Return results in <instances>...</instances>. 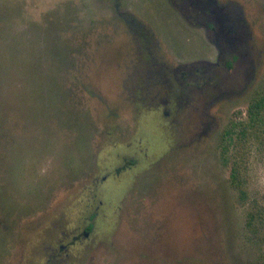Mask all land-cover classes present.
I'll list each match as a JSON object with an SVG mask.
<instances>
[{"label":"rangeland","instance_id":"1","mask_svg":"<svg viewBox=\"0 0 264 264\" xmlns=\"http://www.w3.org/2000/svg\"><path fill=\"white\" fill-rule=\"evenodd\" d=\"M205 2L0 0V264H264V141L222 148L264 0H216L226 51Z\"/></svg>","mask_w":264,"mask_h":264},{"label":"trees","instance_id":"2","mask_svg":"<svg viewBox=\"0 0 264 264\" xmlns=\"http://www.w3.org/2000/svg\"><path fill=\"white\" fill-rule=\"evenodd\" d=\"M231 67L232 62H228ZM223 152L226 160L228 159L229 150L232 144L242 141H250V139L264 141V93L254 97L247 109V114L244 119H238L224 132ZM238 177V169L234 168L231 178L235 182ZM243 194V192H242ZM249 222L251 230L257 233L255 227L264 225V206L258 202L251 201L249 211ZM255 226V227H254Z\"/></svg>","mask_w":264,"mask_h":264},{"label":"flooded vegetation","instance_id":"3","mask_svg":"<svg viewBox=\"0 0 264 264\" xmlns=\"http://www.w3.org/2000/svg\"><path fill=\"white\" fill-rule=\"evenodd\" d=\"M174 4H176V3H174ZM207 5H209V6H207ZM212 5L214 6V9L213 8L212 9L210 8V6L212 7ZM205 6H206V8L208 7L207 9H209V12H210V15H211L210 18H209L210 21L208 23L206 22L205 25L207 24V26H208L209 29L215 30V26L212 25V24H214V23L221 24V26H219V31L216 32V34L218 35L217 37H218L219 41H221V44L222 45H223V43L226 44L225 46L224 45L221 46L220 50L221 51H226L229 48V46H228V39L227 40H225V39H226V36L229 35L230 33H227L224 30L227 29V27H228L227 24H226L228 17H224V16L219 15L220 14L219 12L223 8H219L218 9V4H217L216 0H207V2H205L204 4L201 5V9L203 7L202 11L204 10ZM198 8L199 7H194L193 10H196ZM120 13H124V12H120ZM185 18H187L189 20V17H185ZM195 19L199 21L198 18H195ZM212 19L215 22L214 21L212 22ZM190 20H189V22H191ZM233 47L230 50H233ZM243 47H244V45H242V44H241V47L240 46H237V48H243ZM238 57H240V56L239 55H234L233 62L237 61ZM227 65H228V62H226V66ZM91 229H92V225H89V226H87L84 229V231L82 232V234H80V235H73L72 240H71V245L77 243L79 241V239L81 238V235L88 236L89 235V232L91 231ZM67 250H68V246L66 244H60V247H59L60 253H58V251H57L55 253L48 254L47 259L50 261V263H48V264H52L51 262L55 263V261L57 259V256L59 254L62 255ZM30 263L38 264L37 262H34V261H31Z\"/></svg>","mask_w":264,"mask_h":264},{"label":"water","instance_id":"4","mask_svg":"<svg viewBox=\"0 0 264 264\" xmlns=\"http://www.w3.org/2000/svg\"><path fill=\"white\" fill-rule=\"evenodd\" d=\"M88 234V233H87Z\"/></svg>","mask_w":264,"mask_h":264}]
</instances>
